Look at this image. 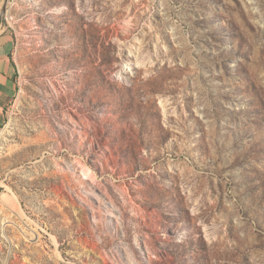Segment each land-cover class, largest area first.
Listing matches in <instances>:
<instances>
[{
  "label": "rangeland",
  "instance_id": "374dc122",
  "mask_svg": "<svg viewBox=\"0 0 264 264\" xmlns=\"http://www.w3.org/2000/svg\"><path fill=\"white\" fill-rule=\"evenodd\" d=\"M9 2L0 264H264V0Z\"/></svg>",
  "mask_w": 264,
  "mask_h": 264
},
{
  "label": "crops",
  "instance_id": "0c3cea01",
  "mask_svg": "<svg viewBox=\"0 0 264 264\" xmlns=\"http://www.w3.org/2000/svg\"><path fill=\"white\" fill-rule=\"evenodd\" d=\"M15 38L6 27L0 28V128L8 117V107L18 95V71L13 62L12 51Z\"/></svg>",
  "mask_w": 264,
  "mask_h": 264
},
{
  "label": "water",
  "instance_id": "95a60500",
  "mask_svg": "<svg viewBox=\"0 0 264 264\" xmlns=\"http://www.w3.org/2000/svg\"><path fill=\"white\" fill-rule=\"evenodd\" d=\"M9 1H10V0H5V3H4V6H3V9H2V11H1V13H0V24H1V22H2V19H3L4 15H5L6 12H7V6H8Z\"/></svg>",
  "mask_w": 264,
  "mask_h": 264
},
{
  "label": "bare ground",
  "instance_id": "6f19581e",
  "mask_svg": "<svg viewBox=\"0 0 264 264\" xmlns=\"http://www.w3.org/2000/svg\"><path fill=\"white\" fill-rule=\"evenodd\" d=\"M11 1V0H10ZM11 2H9V4H10Z\"/></svg>",
  "mask_w": 264,
  "mask_h": 264
}]
</instances>
